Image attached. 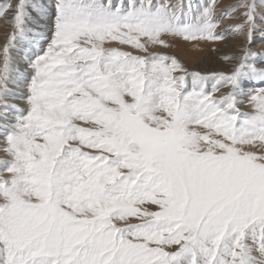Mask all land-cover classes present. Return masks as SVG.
<instances>
[{
	"label": "snow or ice",
	"instance_id": "obj_1",
	"mask_svg": "<svg viewBox=\"0 0 264 264\" xmlns=\"http://www.w3.org/2000/svg\"><path fill=\"white\" fill-rule=\"evenodd\" d=\"M0 22V264H264V0H0ZM230 36V68L159 51Z\"/></svg>",
	"mask_w": 264,
	"mask_h": 264
},
{
	"label": "bare ground",
	"instance_id": "obj_2",
	"mask_svg": "<svg viewBox=\"0 0 264 264\" xmlns=\"http://www.w3.org/2000/svg\"><path fill=\"white\" fill-rule=\"evenodd\" d=\"M231 0H225L223 2H219L218 8L221 9L222 7H224L225 5H227ZM7 31V29H5L2 26V22H0V44L3 43L4 41V33ZM232 40V39H231ZM205 45L208 44H204L201 46V50H204ZM233 44L231 43L230 40L227 41V44L225 43H220L219 44V52H214L211 54V52H206V50L204 51L205 53V57L201 59L200 62L195 63L192 67L193 69H200V70H212V69H225V68H230L231 65L226 64L222 61V55L223 54H233V53H238V48L236 46H232ZM232 46V48H231ZM198 51V50H197ZM214 54V55H213ZM214 57H218V59H216V61L213 59ZM252 86L259 88L261 86L264 85H259V84H253ZM250 90V89H249ZM22 105V102H20ZM249 108V106L247 104L242 105L241 108ZM3 154V152H2ZM0 154V155H2Z\"/></svg>",
	"mask_w": 264,
	"mask_h": 264
},
{
	"label": "rangeland",
	"instance_id": "obj_3",
	"mask_svg": "<svg viewBox=\"0 0 264 264\" xmlns=\"http://www.w3.org/2000/svg\"><path fill=\"white\" fill-rule=\"evenodd\" d=\"M223 2L225 0H217V4L219 2ZM237 2V0H231L227 5H225L224 7H222L221 9L235 4ZM218 8L217 5V11L221 10ZM229 23H233V21H231L230 19H226L223 21L222 23V27H226ZM232 39V40H231ZM231 41V43L233 44L232 46H236L237 44L241 43L242 41L239 40V38H235V37H229V39ZM219 44L220 43H216V44H208L205 45L204 50H190L191 49V45H185V44H181L178 47H173L167 50L164 49H159V51H167L170 54L176 55L178 58L184 59L186 61V63L189 65V67H192L195 63H198L201 61L202 58L205 57V53L204 51L206 50V52H211L214 53L213 51H211L212 48H218L219 49ZM231 46V48H232ZM259 48V45L254 46L253 50H257ZM214 55V54H213ZM215 61L216 59H218V57H214L213 58ZM223 91V90H222ZM242 111H249L250 108H241ZM0 154H2V152H0ZM4 157V153L2 155H0V158Z\"/></svg>",
	"mask_w": 264,
	"mask_h": 264
}]
</instances>
